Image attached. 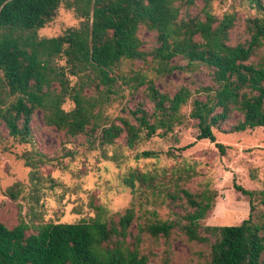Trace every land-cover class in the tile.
Instances as JSON below:
<instances>
[{
  "label": "trees",
  "instance_id": "obj_1",
  "mask_svg": "<svg viewBox=\"0 0 264 264\" xmlns=\"http://www.w3.org/2000/svg\"><path fill=\"white\" fill-rule=\"evenodd\" d=\"M63 1L83 18L79 26L38 37L37 30L53 20ZM202 1V15L192 16L183 14V7L194 0H0V121L9 135L31 139L30 122L37 110L46 126L82 136L89 149L112 145L122 136L125 146L133 148L189 122L197 129L196 140L215 142L223 151L214 129L236 133L264 128V54L259 53L264 46V5L261 0H240L256 14L246 19L249 38L231 44L235 14L218 17L211 10L212 0ZM141 29L154 36L149 50L143 48ZM175 57L186 60L192 70L207 69L211 83L200 84L194 90L199 95L186 85L163 92L143 71L122 67L141 61L160 74L171 73L184 68L172 62ZM63 59L65 65H58ZM66 68L77 76L75 85L67 80ZM139 86H144L151 107L138 102L129 110L132 120L119 117L118 122L103 123V106L113 95L123 87ZM67 96L74 104L69 110L63 107ZM189 99L191 108L185 114L181 109ZM154 155L149 150L138 154ZM157 178L134 168L121 181L132 190L155 193L166 183ZM236 188L250 203L248 216L239 224H202L215 195L181 187L167 195L191 210L185 209L179 221L139 225L130 241L132 207L117 218L103 219L98 213L78 222L41 223L32 230L23 217L10 228L0 222V264H150L149 254L140 248L141 234L167 238L176 226L188 240L207 246L204 264H264V222L253 217V200L264 205V188ZM7 193L17 195L11 188ZM159 264H170L168 251Z\"/></svg>",
  "mask_w": 264,
  "mask_h": 264
},
{
  "label": "rangeland",
  "instance_id": "obj_2",
  "mask_svg": "<svg viewBox=\"0 0 264 264\" xmlns=\"http://www.w3.org/2000/svg\"><path fill=\"white\" fill-rule=\"evenodd\" d=\"M264 5V0H261ZM202 0L183 7V14L202 15ZM211 10L218 17L234 13V26L230 30V43L244 42L249 38L246 27L248 16L255 10L240 0H212ZM82 17L61 2L52 21L37 30L38 37H52L69 28L78 27ZM143 48L154 44L152 33L141 29ZM264 54V46L259 50ZM174 64L183 69L160 74L152 64L141 61L124 63L123 69L143 71L153 78L163 92L173 93L181 85L192 91L200 84H209L211 79L204 67L194 70L186 67L187 61L175 57ZM65 65V60H58ZM70 84L75 85L77 76L65 70ZM194 95H199L194 92ZM103 106V123L119 121V117L131 118L129 113L138 102L151 104L145 96L144 86L137 90L123 87L118 95ZM68 96L63 107H73ZM191 99L181 111L188 114ZM235 118V117H233ZM132 120V118H131ZM193 123V122H192ZM31 139L22 141L9 135L0 121V222L13 227L20 217L32 227L46 222H78L100 213L103 219L117 218L127 207H132L135 219L130 227V241L139 232V225L156 220H181L187 207L181 200H170L168 192L184 187L192 193L207 192L214 196L213 208L201 223L204 225H236L249 214V197L236 188L249 190L264 188V128L256 127L236 133H223L214 129L216 141L224 145L223 151L215 142L196 140L197 129L193 124L176 125L164 135L143 139L133 148L125 146L124 136L112 145L95 149L87 148L82 136L71 137L64 132L48 127L37 110L30 122ZM144 150L153 151L154 156H138ZM138 168L166 179L160 191L143 192V188L130 187L122 183L121 177L128 170ZM14 185V186H13ZM13 186V188H12ZM16 192L11 197L8 189ZM254 219L264 222V205L253 200ZM184 223V221H182ZM141 250L149 254L150 264H159L165 251L169 252L170 264H204L207 246L190 241L176 226L167 237L153 238L142 233Z\"/></svg>",
  "mask_w": 264,
  "mask_h": 264
}]
</instances>
